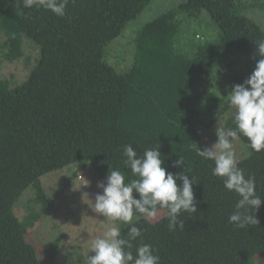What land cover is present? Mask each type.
Masks as SVG:
<instances>
[{"label": "trees", "instance_id": "1", "mask_svg": "<svg viewBox=\"0 0 264 264\" xmlns=\"http://www.w3.org/2000/svg\"><path fill=\"white\" fill-rule=\"evenodd\" d=\"M153 1L70 0L61 18L40 6L25 8L23 0H0L8 60L21 56L25 37L40 48L26 83L12 89L10 81L0 82V264H43L27 239L42 214L23 222L14 212L31 186L82 163L105 176L111 167L120 168L130 179L122 154L129 144L138 154L160 146L167 171L194 176L198 183L193 184L197 213L181 215L184 229L170 231L166 212L156 222H134L142 231L132 242L134 255L145 243L160 264H259L260 254L264 259V203L256 213L259 225L234 228L228 218L237 195L212 174L214 162L190 147L196 143L202 149L203 103H216L220 116L229 109L203 89L211 67L238 51L256 66L255 41L264 39V30L240 13L239 0H187L146 24L136 40L133 67L118 72L106 60L108 49ZM206 15L221 30V40L199 46L192 55L180 53L183 16ZM248 78L238 76L235 82ZM225 127L235 129L234 117ZM239 138L248 146L246 137ZM250 150L238 167L255 177L256 191L264 198V151ZM179 156L186 164L177 168L173 164Z\"/></svg>", "mask_w": 264, "mask_h": 264}, {"label": "rangeland", "instance_id": "2", "mask_svg": "<svg viewBox=\"0 0 264 264\" xmlns=\"http://www.w3.org/2000/svg\"><path fill=\"white\" fill-rule=\"evenodd\" d=\"M186 2L187 0H154L135 21L128 24L122 36L109 47L107 62L118 72L129 71L135 62L139 32L146 24ZM239 8L242 15L254 20L264 30V0H239ZM181 22L177 50L182 54L192 55L199 46L218 42L223 36L208 15L200 19L183 16ZM198 36L200 40L197 39ZM6 40V34L0 30V82L10 81V88L14 89L29 79L40 58V48L25 37L21 56L11 62L6 57L9 48L3 46ZM254 69L248 55L238 51L211 67L208 80L202 85L203 89L226 105L231 86L236 85L235 78L250 76ZM216 106L214 102H205L200 108L203 113L202 120L206 124L201 128L202 149L216 143V129H227L226 120L234 117V110L230 108L220 116L221 109ZM234 147L238 162L252 155L240 138L234 142ZM91 165L75 164L41 177L14 207L15 214L23 222L33 214H42L40 221L29 227L27 239L36 246L43 264H86L87 257L92 255V242L114 226L112 222L105 221L104 217L92 211L91 203L94 204L97 193H102L98 184L106 182L107 176ZM164 214V211L160 212L158 218L151 221L160 220ZM119 226L121 230L127 227ZM256 262L264 264L261 254Z\"/></svg>", "mask_w": 264, "mask_h": 264}, {"label": "clouds", "instance_id": "3", "mask_svg": "<svg viewBox=\"0 0 264 264\" xmlns=\"http://www.w3.org/2000/svg\"><path fill=\"white\" fill-rule=\"evenodd\" d=\"M69 2L23 0V5L25 8L40 6L62 18ZM255 43L260 57L255 69L243 84L231 86L226 97L229 108L234 110L235 129L218 127L217 142L211 147L201 149L196 143L190 146L199 157L214 162L212 174L223 181L227 191L237 195L235 210L228 218L236 229L259 225L256 213L264 203V198L256 191L255 177L246 176L238 167L234 147V142L242 135L254 152L264 151V39ZM122 154L123 165L130 169L132 178H127L120 168L111 167L106 182L98 184L102 193L96 194L94 204L91 203L92 211L114 226L92 242V255L87 257L86 264H160V257L154 254L150 244L141 243L133 254L132 242L142 236L141 228L134 221L156 220L164 211L170 231H175L177 226L184 229L181 215L197 213L193 184L198 183L194 176L189 179L184 173L167 171L160 146L146 148L138 154L129 144L123 146ZM185 164L184 157L179 156L173 166L178 168ZM185 171L188 172L187 168ZM178 181H182V185ZM119 225L128 226L126 236L122 235Z\"/></svg>", "mask_w": 264, "mask_h": 264}]
</instances>
